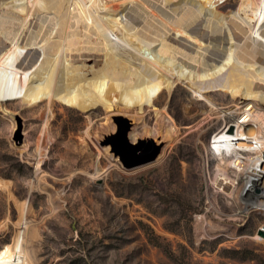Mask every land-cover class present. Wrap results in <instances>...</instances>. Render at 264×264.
Instances as JSON below:
<instances>
[{
    "label": "rangeland",
    "instance_id": "obj_1",
    "mask_svg": "<svg viewBox=\"0 0 264 264\" xmlns=\"http://www.w3.org/2000/svg\"><path fill=\"white\" fill-rule=\"evenodd\" d=\"M4 92L0 84V249L12 242L18 204L27 200L31 264H264V213L232 216L241 204L206 176L233 174L230 153L219 160L210 146L242 114L227 93L196 99L182 84L163 93L155 106L173 119L176 138L156 160L127 169L98 149V138L106 146L102 109L56 102L48 111ZM144 114L134 125L139 135L156 128L152 109Z\"/></svg>",
    "mask_w": 264,
    "mask_h": 264
},
{
    "label": "bare ground",
    "instance_id": "obj_2",
    "mask_svg": "<svg viewBox=\"0 0 264 264\" xmlns=\"http://www.w3.org/2000/svg\"><path fill=\"white\" fill-rule=\"evenodd\" d=\"M219 1L0 0V84L7 96L29 106L45 102L48 111L56 102L85 113L102 109V140L125 131L126 147L143 143L150 162L177 134L164 107L155 106L163 93L178 84L196 99L223 91L242 114L215 134L212 150L219 160L232 153L227 164L237 171L240 152L256 155L246 160L257 167L244 170L252 174L245 203L264 213V0H239L228 11ZM0 107L5 111L3 98ZM146 109L156 128L139 135L134 125ZM96 144L114 158L110 144ZM217 171L230 194L227 175ZM26 201L0 264H31Z\"/></svg>",
    "mask_w": 264,
    "mask_h": 264
},
{
    "label": "built area",
    "instance_id": "obj_3",
    "mask_svg": "<svg viewBox=\"0 0 264 264\" xmlns=\"http://www.w3.org/2000/svg\"><path fill=\"white\" fill-rule=\"evenodd\" d=\"M224 127H225V125L222 126L221 129L217 133H219L221 130H223ZM217 133H215V134H217ZM215 134L211 137V140H210V146L212 149H213L212 144H213ZM244 153H247V152H240V154H239L240 160H242V163H240L241 169L237 171V168H233V167L229 166L233 174L231 177L227 176V181H228L227 184L230 186L231 193L230 194L225 193V194H226V196H228L230 198L235 197V199H237L239 201V203L241 204V206L239 208H237L234 213H232V216H234V217H238V216L247 217L251 212L259 211L253 207L247 206L245 203V199H246L245 193L247 191H246V189H244V185L252 183V181H250V176H249L252 174L247 173V172L245 173L244 170L248 166L251 168H253V167L256 168L257 165H255L256 161H254L255 160L254 158L256 155H254L252 157V159H254V160L251 159V161L249 162V161H246L248 159V157H245ZM229 155H232V153H230ZM206 176L208 177L209 184L213 187V189L215 191L222 193L223 190H222V186L220 185V182L221 181L224 182V180L222 179V176H220V172L216 170L215 174L212 175V179H213L212 181L210 179L211 177H210L209 173H207ZM238 182L240 183L239 186H238ZM261 230H264V226L260 227L259 232Z\"/></svg>",
    "mask_w": 264,
    "mask_h": 264
},
{
    "label": "water",
    "instance_id": "obj_4",
    "mask_svg": "<svg viewBox=\"0 0 264 264\" xmlns=\"http://www.w3.org/2000/svg\"><path fill=\"white\" fill-rule=\"evenodd\" d=\"M125 131L116 132L113 140H107L106 144H110L113 152V157L127 169L134 168L146 163H150V156H147L146 149L143 143L139 144L134 151H130L125 144ZM264 237V230L259 232Z\"/></svg>",
    "mask_w": 264,
    "mask_h": 264
}]
</instances>
